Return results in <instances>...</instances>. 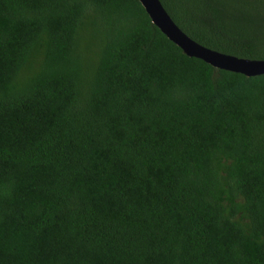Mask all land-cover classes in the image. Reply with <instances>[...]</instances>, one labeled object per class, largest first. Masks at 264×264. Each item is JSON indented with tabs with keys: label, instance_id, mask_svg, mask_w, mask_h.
Segmentation results:
<instances>
[{
	"label": "trees",
	"instance_id": "trees-1",
	"mask_svg": "<svg viewBox=\"0 0 264 264\" xmlns=\"http://www.w3.org/2000/svg\"><path fill=\"white\" fill-rule=\"evenodd\" d=\"M161 2L264 60V0ZM0 264H264V74L140 0H0Z\"/></svg>",
	"mask_w": 264,
	"mask_h": 264
},
{
	"label": "water",
	"instance_id": "water-1",
	"mask_svg": "<svg viewBox=\"0 0 264 264\" xmlns=\"http://www.w3.org/2000/svg\"><path fill=\"white\" fill-rule=\"evenodd\" d=\"M152 22L185 54L197 57L218 69L246 76L264 74V60H251L225 54L206 47L190 37L172 18L161 0H140Z\"/></svg>",
	"mask_w": 264,
	"mask_h": 264
}]
</instances>
